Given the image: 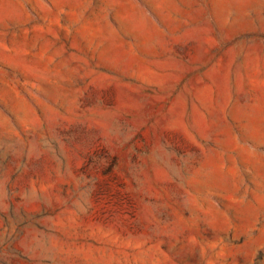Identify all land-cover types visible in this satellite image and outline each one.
<instances>
[{"label": "rangeland", "instance_id": "rangeland-1", "mask_svg": "<svg viewBox=\"0 0 264 264\" xmlns=\"http://www.w3.org/2000/svg\"><path fill=\"white\" fill-rule=\"evenodd\" d=\"M0 264H264V0H0Z\"/></svg>", "mask_w": 264, "mask_h": 264}]
</instances>
